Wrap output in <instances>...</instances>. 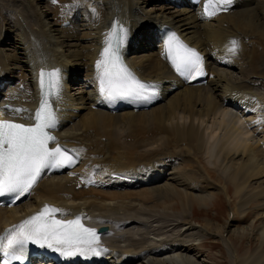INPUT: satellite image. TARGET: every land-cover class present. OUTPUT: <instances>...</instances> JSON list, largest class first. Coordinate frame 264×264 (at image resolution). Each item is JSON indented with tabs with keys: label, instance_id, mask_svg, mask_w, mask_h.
Segmentation results:
<instances>
[{
	"label": "bare ground",
	"instance_id": "6f19581e",
	"mask_svg": "<svg viewBox=\"0 0 264 264\" xmlns=\"http://www.w3.org/2000/svg\"><path fill=\"white\" fill-rule=\"evenodd\" d=\"M205 3L0 0V121L32 125L43 97L40 73L57 72L52 147L77 157L72 168L45 172L14 207L0 206V233L45 206L60 209L59 219L81 216L111 229L96 245L101 255L47 261L43 254L38 264H204L198 249L213 234L191 222L192 206L229 195L230 185L238 199L232 220L254 212L241 230L252 235L262 220L256 234L264 246V0H237L213 17ZM117 28L127 33L125 66L159 91L148 109L112 112L100 93L96 64ZM164 28L205 56V84L176 76ZM178 204L188 210L177 212ZM236 223L224 228L236 232ZM219 239L232 264H264V252L238 258L231 240Z\"/></svg>",
	"mask_w": 264,
	"mask_h": 264
},
{
	"label": "snow or ice",
	"instance_id": "6c2138e0",
	"mask_svg": "<svg viewBox=\"0 0 264 264\" xmlns=\"http://www.w3.org/2000/svg\"><path fill=\"white\" fill-rule=\"evenodd\" d=\"M230 3L231 0H206L204 14L211 17L217 14V10H226ZM213 5L216 9L210 11ZM117 32L122 45L127 33L122 29ZM117 32L106 38L102 58L96 64L100 73V93L109 101L120 98L150 102L156 95L157 86L136 79L123 65L118 52L113 49L112 37H116ZM230 44L229 51L235 53L238 42L232 40ZM164 55L175 71L187 79L206 74L200 53L183 44L175 34L167 40ZM45 76L52 77L47 84ZM40 77L43 97L40 107L30 117L34 123L27 126L0 121V198L7 196L17 200L33 188L44 170L73 163L61 147L49 148V142L55 141V137L48 129L54 128L57 123L56 111L51 106L50 98H58L62 90L59 75L57 72L42 71ZM60 211L45 206L39 213L6 230L5 235L0 236V264H25L29 245L51 250L65 259L76 255L86 259L101 255L104 250L96 246L99 241L96 230L84 227L79 217L74 220L55 218V213Z\"/></svg>",
	"mask_w": 264,
	"mask_h": 264
},
{
	"label": "rangeland",
	"instance_id": "374dc122",
	"mask_svg": "<svg viewBox=\"0 0 264 264\" xmlns=\"http://www.w3.org/2000/svg\"><path fill=\"white\" fill-rule=\"evenodd\" d=\"M145 1L151 2L152 0ZM230 188L229 195L222 192L210 200L194 202L192 206L194 214L191 217V222L206 226L210 233L213 234L203 239L201 241V247L198 249L199 260L204 264H232L230 253L227 251L221 239H219L220 236L224 235L231 240L232 246L235 247L234 252L238 258H245L250 255L264 252V246H262L263 240L256 234L263 223L262 220L256 222L254 226L255 231L252 235L241 230V228L250 225L254 220V212L249 213V218L243 219L240 216L236 217L235 220L237 221L236 226L238 227V232H231L230 229L224 228V225L228 221L234 223L235 220H232L231 214L238 203L234 186L230 185ZM166 202L170 204L172 200L167 199ZM185 210H188V207L184 209L182 204H178L177 212L182 213ZM215 235L217 238H215Z\"/></svg>",
	"mask_w": 264,
	"mask_h": 264
},
{
	"label": "water",
	"instance_id": "95a60500",
	"mask_svg": "<svg viewBox=\"0 0 264 264\" xmlns=\"http://www.w3.org/2000/svg\"><path fill=\"white\" fill-rule=\"evenodd\" d=\"M110 231V226H102L100 229H99V232L100 233H107Z\"/></svg>",
	"mask_w": 264,
	"mask_h": 264
}]
</instances>
